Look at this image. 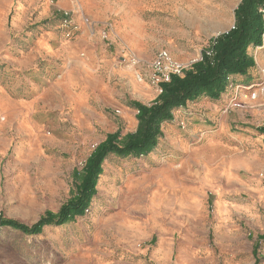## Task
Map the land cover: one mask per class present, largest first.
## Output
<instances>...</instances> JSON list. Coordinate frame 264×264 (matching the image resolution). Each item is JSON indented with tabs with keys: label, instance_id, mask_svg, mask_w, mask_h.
<instances>
[{
	"label": "rangeland",
	"instance_id": "rangeland-1",
	"mask_svg": "<svg viewBox=\"0 0 264 264\" xmlns=\"http://www.w3.org/2000/svg\"><path fill=\"white\" fill-rule=\"evenodd\" d=\"M46 1L0 0V218L28 227L75 197L87 158L107 135L136 130L132 102L149 106L159 96L145 81L147 89L134 88L144 63L160 50L183 64L198 58L242 0H110L140 10H86L79 0L55 10ZM234 26L235 17L228 31ZM250 57L253 80L227 86L229 99L264 72V49ZM253 111L264 116V106L250 104L224 114V167L226 155L242 156L243 171L224 179L210 172L208 180L203 172H149L168 161L166 145L151 159L111 155L83 215L35 235L0 227V264H264L259 146L227 139L261 133ZM176 122L161 125V142H203L198 129ZM261 135L253 139L264 144ZM254 165L258 172L249 171ZM161 173L175 175L178 191L160 190Z\"/></svg>",
	"mask_w": 264,
	"mask_h": 264
},
{
	"label": "trees",
	"instance_id": "trees-1",
	"mask_svg": "<svg viewBox=\"0 0 264 264\" xmlns=\"http://www.w3.org/2000/svg\"><path fill=\"white\" fill-rule=\"evenodd\" d=\"M261 9H264V0H242L234 12V28L211 40V57L202 53V61L195 63L182 77L172 76L170 82L161 84V94L149 106L132 102L137 111L136 130L122 138L119 132L107 135L87 158L75 197L63 204L56 214L47 213L31 227L0 218V227L35 235L47 226L60 227L83 215L95 195L102 163L109 156H147L162 137L161 125L172 121L175 110L200 97L219 98L227 86L235 85L231 84L233 77L246 74L253 65L247 49L262 45L264 19L259 13ZM260 131L264 134V129Z\"/></svg>",
	"mask_w": 264,
	"mask_h": 264
},
{
	"label": "crops",
	"instance_id": "crops-1",
	"mask_svg": "<svg viewBox=\"0 0 264 264\" xmlns=\"http://www.w3.org/2000/svg\"><path fill=\"white\" fill-rule=\"evenodd\" d=\"M81 1V3H80ZM48 9L52 7L55 10L73 8V3L70 0H57L52 2L51 0L46 1ZM79 5L86 10H140L138 6H126L120 7L118 4L111 2L110 0H79ZM234 23V16L232 13L231 20L228 15L224 18V32H227L230 25ZM221 32V33H224ZM129 32L125 31V42L132 43L129 38ZM220 33V34H221ZM92 35V34H91ZM93 37V36H92ZM264 46V35L262 40V45L260 47L250 46L247 51L250 56L256 57L263 51ZM144 72L146 71L143 70ZM253 80V71L248 69L245 75L235 76L231 79V84H247ZM136 81L134 88L137 91L141 89H147V87H142L141 82ZM225 93V92H224ZM231 93L222 94L216 100L210 99L208 97H200L195 101L188 102L185 106L178 108L174 111L173 120L170 124H178L176 121L185 120L189 123L193 129H198V132H202L204 135V140L202 143L195 147H190L189 144L182 138L171 140H166V142H161L159 140L156 148L147 157H156L159 150L165 145L172 148V154L169 156L168 161H165L158 170L149 172H203V176L210 177V172H222L221 176L224 179V172H241L245 169L246 165L244 157L237 156L229 158L226 155V163L224 167V130L228 127V116L220 113L221 108L228 102ZM225 103V104H224ZM189 109L191 112L189 117L184 116L185 109ZM254 122L258 120L264 121V116L256 118L255 111L252 112ZM259 115V114H258ZM245 121V120H243ZM184 122V121H183ZM167 124V123H164ZM261 124H264L262 122ZM250 137L242 138H227L229 142H235L238 146L251 145L259 148V152L253 155V158L258 161L257 165L259 169H264V144H262V139H253L255 134L262 136L260 132L251 131ZM260 139V138H259ZM262 146V147H261ZM239 152V149L237 150ZM236 154V153H234ZM158 156V155H157ZM184 166L183 171L179 167ZM251 172H258L256 165L250 168ZM207 173V174H206ZM173 174V173H172ZM163 173L158 174L157 178L158 187L163 192L164 190L178 191L179 182L174 176L165 175ZM157 183V182H156Z\"/></svg>",
	"mask_w": 264,
	"mask_h": 264
},
{
	"label": "built area",
	"instance_id": "built-area-1",
	"mask_svg": "<svg viewBox=\"0 0 264 264\" xmlns=\"http://www.w3.org/2000/svg\"><path fill=\"white\" fill-rule=\"evenodd\" d=\"M259 11L264 14V9ZM83 21L85 24L89 25L87 19H83ZM62 24L63 26H68L71 31L76 30V26L71 19H64ZM231 29H233V27ZM212 46L213 43H211L210 40L208 49L204 51L205 56L211 57L213 55ZM202 58L203 56L201 54L198 58L183 64L173 59L167 51L160 50L151 61L144 63L146 71H141L136 74V80L138 82H148L150 85L154 86L158 95H160L162 92L160 87L161 84L170 82L172 76L182 77L195 63L202 61ZM134 61L137 63L136 60ZM247 104H250L252 108L264 106V72L261 73L260 80L257 84L237 85L234 88L233 96L223 106L222 114L232 110H245Z\"/></svg>",
	"mask_w": 264,
	"mask_h": 264
}]
</instances>
